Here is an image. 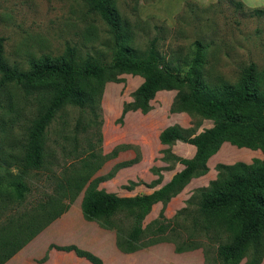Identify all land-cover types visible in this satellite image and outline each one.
Wrapping results in <instances>:
<instances>
[{"label":"rangeland","instance_id":"rangeland-1","mask_svg":"<svg viewBox=\"0 0 264 264\" xmlns=\"http://www.w3.org/2000/svg\"><path fill=\"white\" fill-rule=\"evenodd\" d=\"M113 1L119 15L127 21L139 50L155 38L157 48L166 59L170 55L181 59L198 39L204 46L202 69L209 80L217 77L234 83L241 69L251 62L264 82V13L252 12L255 8L264 9V0H239L241 9L234 8L227 0ZM0 35L5 60L21 70H26L32 59L59 54L66 47L74 50L78 60L94 57L107 62L112 55L107 25L91 9L88 0H0ZM184 69L179 66L180 72ZM118 76L121 81H105L95 110L64 105L55 113L45 131L43 165L26 173L22 202H9L0 209V227L19 221L28 225L32 221L38 223L31 227L34 232L43 226L59 208V201L49 212L40 205L48 196L57 194V182L64 167L67 174L74 170L84 173V163H89L90 178L105 176L110 171L111 176L100 181L97 187L118 195H132L152 188L141 183L125 188L127 181L149 183L157 177L154 173L157 170L161 183L182 167L170 155L192 156L191 144L159 142V129L176 124L198 132L210 126L211 119L184 111L171 112L169 106L175 90L159 89L150 100L149 111L144 114L128 111L118 120L122 104L132 99L133 90L142 80L138 75L127 73ZM22 90L12 81L0 85V155L18 152L26 127L36 114L39 101L34 90L27 93ZM254 157H262L260 150L237 148L223 142L207 159L204 174L191 177L163 205L158 202L151 207L143 224L157 218L161 210L173 220L174 229L163 233L164 239L159 242L138 249L134 260L138 264H220L215 250L219 241L227 240L226 234L220 229L206 228L201 222L197 210L198 189L216 176L215 163H249ZM9 169L16 172L12 164ZM80 196L81 191L69 205L76 206ZM57 220L62 224L77 219L76 214L63 213ZM51 222L27 242L38 235L32 244L20 247L14 259L25 260L33 254V249L44 252L50 233L48 227L55 220ZM114 222L124 231L128 229L129 218L123 214L115 215ZM95 224H90L91 229ZM148 238L146 234L145 239ZM175 247L184 250L177 252ZM100 250L106 257L108 250L104 247ZM118 260L114 262L120 264ZM243 261L244 258L238 264ZM259 264H264V257Z\"/></svg>","mask_w":264,"mask_h":264},{"label":"trees","instance_id":"trees-1","mask_svg":"<svg viewBox=\"0 0 264 264\" xmlns=\"http://www.w3.org/2000/svg\"><path fill=\"white\" fill-rule=\"evenodd\" d=\"M227 1L236 9L242 7L239 0ZM88 3L105 22L112 39V55L107 62L94 57L78 60L74 50L66 47L59 54L32 59L28 68L21 70L5 60L0 35V85L12 81L24 93L34 90L39 101L18 152L0 155V209L9 202H22L26 173L43 165L45 131L55 113L64 105L95 110L105 81H121L118 76L121 73L138 75L142 80L133 90L132 99L122 104L118 120L128 111L146 113L151 108L150 100L154 94L159 89H170L176 92L169 106L171 112L196 114L211 119V124L198 132L176 124L159 129V142L171 145L181 141L193 145L194 152L189 158L170 155L182 167L161 183L160 172L156 170L157 177L149 183L129 180L125 185L131 189L141 183L152 188L149 192L118 195L97 187L100 181L111 176L110 171L105 176L90 178L89 163H84V173L74 170L67 174L64 167L57 182V194L48 196L40 205L42 210L49 212L59 201V208L43 226L34 232L31 229L38 223L35 225L32 221L28 225L19 221L0 227V264L65 212L79 191L81 216L101 228L112 230L117 250L131 253L159 242L164 239L163 233L174 229L173 220L165 217L161 210L151 222L143 224V219L154 204L161 202L163 205L191 177L204 174L207 159L223 142L237 148L258 149L262 157H254L249 163H215L216 176L198 189V214L206 228L220 229L226 234L227 240L216 245L220 264H238L243 258L242 264H259L264 257V82L254 64L250 62L243 67L234 83L217 77L209 80L202 69L204 46L200 40L193 41L192 48L181 59L171 55L166 59L157 48L155 38H151L143 50L135 46L133 33L119 15L113 0H88ZM252 12L261 15L264 9L255 8ZM179 66H183L184 71L180 72ZM11 164L15 173L9 169ZM118 214L129 218L126 231L114 222ZM146 234L148 239H145ZM48 248L72 251L91 264H102L97 255L74 244L50 243ZM174 249L177 252L184 250L182 247ZM45 258L46 254L39 261Z\"/></svg>","mask_w":264,"mask_h":264},{"label":"crops","instance_id":"crops-1","mask_svg":"<svg viewBox=\"0 0 264 264\" xmlns=\"http://www.w3.org/2000/svg\"><path fill=\"white\" fill-rule=\"evenodd\" d=\"M72 205L73 204H70L67 210L65 212L63 211L60 215L63 213H67L68 216L70 214H76L77 220L59 224V220L57 219H59L60 215L56 216L54 219L55 222H53L54 220L52 221L53 223L51 222L53 224L52 227H48L50 228V233L46 239V247L42 250L44 252L40 253L35 251L36 249H33V254L29 255L25 260L14 259L17 254L15 253L4 261L3 264H91L84 258L77 257L72 251L48 248L50 243L55 245L74 244L80 249L90 251L97 255L101 259L102 264H116L114 260L117 261L118 259L120 264H138L136 260H134L138 250L131 253H123L117 250L113 231L101 228L93 221L83 219L79 211V201L76 206ZM90 224H95L96 226L91 229ZM37 236L27 244H32ZM101 247H104V250H108L106 257L100 250ZM45 254V260L39 261ZM34 259H38V261L34 262Z\"/></svg>","mask_w":264,"mask_h":264}]
</instances>
